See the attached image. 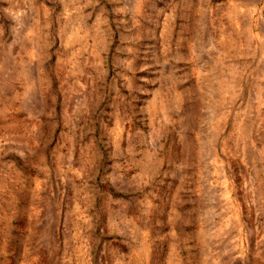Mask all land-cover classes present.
Returning a JSON list of instances; mask_svg holds the SVG:
<instances>
[{
  "label": "rangeland",
  "instance_id": "1",
  "mask_svg": "<svg viewBox=\"0 0 264 264\" xmlns=\"http://www.w3.org/2000/svg\"><path fill=\"white\" fill-rule=\"evenodd\" d=\"M0 264H264V0H0Z\"/></svg>",
  "mask_w": 264,
  "mask_h": 264
}]
</instances>
